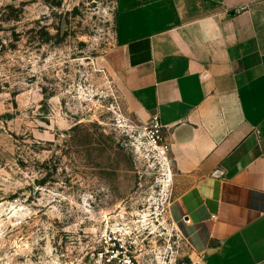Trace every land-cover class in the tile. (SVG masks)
<instances>
[{
	"label": "rangeland",
	"instance_id": "obj_1",
	"mask_svg": "<svg viewBox=\"0 0 264 264\" xmlns=\"http://www.w3.org/2000/svg\"><path fill=\"white\" fill-rule=\"evenodd\" d=\"M118 0H0V264L197 260L170 217L171 159L112 67Z\"/></svg>",
	"mask_w": 264,
	"mask_h": 264
},
{
	"label": "crops",
	"instance_id": "obj_2",
	"mask_svg": "<svg viewBox=\"0 0 264 264\" xmlns=\"http://www.w3.org/2000/svg\"><path fill=\"white\" fill-rule=\"evenodd\" d=\"M112 67L171 146L206 264H264V0H118Z\"/></svg>",
	"mask_w": 264,
	"mask_h": 264
},
{
	"label": "built area",
	"instance_id": "obj_3",
	"mask_svg": "<svg viewBox=\"0 0 264 264\" xmlns=\"http://www.w3.org/2000/svg\"><path fill=\"white\" fill-rule=\"evenodd\" d=\"M147 142L160 156L169 159L171 146L164 136V127L158 116H154L152 118L147 132ZM108 239L110 241L111 248L98 253V259L95 264H178L177 259L172 261L164 260L160 262V257L155 254L153 255L156 263H154V260L148 261V263H143L134 250V241L128 239L126 235L123 237L108 235ZM188 264H206L205 257L204 255H199L197 260H192V262Z\"/></svg>",
	"mask_w": 264,
	"mask_h": 264
}]
</instances>
